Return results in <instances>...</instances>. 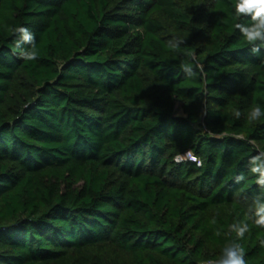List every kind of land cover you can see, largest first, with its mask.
Wrapping results in <instances>:
<instances>
[{"label":"trees","instance_id":"16d2710c","mask_svg":"<svg viewBox=\"0 0 264 264\" xmlns=\"http://www.w3.org/2000/svg\"><path fill=\"white\" fill-rule=\"evenodd\" d=\"M237 3L0 0V264H264V40Z\"/></svg>","mask_w":264,"mask_h":264},{"label":"clouds","instance_id":"9594fccd","mask_svg":"<svg viewBox=\"0 0 264 264\" xmlns=\"http://www.w3.org/2000/svg\"><path fill=\"white\" fill-rule=\"evenodd\" d=\"M237 13L238 14L250 13L253 17V20L255 21V24L250 30L242 29L246 41L253 42L256 39L264 40V0H257V4L254 6H249L248 3H246V0H238ZM16 30H21V29L17 27ZM21 31L23 32L24 40L30 41L32 39V36L27 32V30H21ZM197 67L199 68L200 65H197ZM181 68L184 71L189 72L190 76L195 75V73H191V66L186 62L181 63ZM236 116L239 117L240 113L236 112ZM261 116H264V110H262L259 105H255L250 112V119H254V120L259 119ZM189 157L193 160L196 159L195 157H192L191 154H189ZM253 171L258 172L260 176L264 178V167H257L253 169ZM262 182H264V180H262ZM256 216H257V219L255 221L256 225L264 226V206H261L260 208L257 209ZM244 231L245 229H241L238 235L242 237ZM243 255H244L243 248H240L238 252L235 250H228L221 257V262L222 264H246V262L243 259Z\"/></svg>","mask_w":264,"mask_h":264},{"label":"built area","instance_id":"2783aa9c","mask_svg":"<svg viewBox=\"0 0 264 264\" xmlns=\"http://www.w3.org/2000/svg\"><path fill=\"white\" fill-rule=\"evenodd\" d=\"M189 154H191L192 157H195L196 159L193 160L189 157ZM175 161L177 162H184V161H191L194 162L197 166L201 165V160L199 157H197L190 149L184 151L183 153L178 154L175 157Z\"/></svg>","mask_w":264,"mask_h":264},{"label":"rangeland","instance_id":"374dc122","mask_svg":"<svg viewBox=\"0 0 264 264\" xmlns=\"http://www.w3.org/2000/svg\"><path fill=\"white\" fill-rule=\"evenodd\" d=\"M180 109L177 107V113H180ZM204 264H222V262H209V263H204Z\"/></svg>","mask_w":264,"mask_h":264},{"label":"snow or ice","instance_id":"6c2138e0","mask_svg":"<svg viewBox=\"0 0 264 264\" xmlns=\"http://www.w3.org/2000/svg\"><path fill=\"white\" fill-rule=\"evenodd\" d=\"M246 3H248V0H246Z\"/></svg>","mask_w":264,"mask_h":264}]
</instances>
